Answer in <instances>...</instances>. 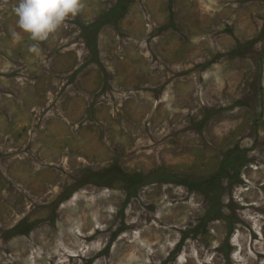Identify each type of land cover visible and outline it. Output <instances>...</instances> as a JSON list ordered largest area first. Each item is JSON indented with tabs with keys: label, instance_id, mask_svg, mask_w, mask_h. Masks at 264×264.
<instances>
[{
	"label": "rangeland",
	"instance_id": "rangeland-1",
	"mask_svg": "<svg viewBox=\"0 0 264 264\" xmlns=\"http://www.w3.org/2000/svg\"><path fill=\"white\" fill-rule=\"evenodd\" d=\"M17 3L0 264H264V0H81L43 41ZM119 171L141 174L129 197Z\"/></svg>",
	"mask_w": 264,
	"mask_h": 264
},
{
	"label": "clouds",
	"instance_id": "clouds-1",
	"mask_svg": "<svg viewBox=\"0 0 264 264\" xmlns=\"http://www.w3.org/2000/svg\"><path fill=\"white\" fill-rule=\"evenodd\" d=\"M80 8L81 0H18L13 11L17 27L30 39L43 41ZM28 50L37 51V45L30 44Z\"/></svg>",
	"mask_w": 264,
	"mask_h": 264
},
{
	"label": "trees",
	"instance_id": "trees-1",
	"mask_svg": "<svg viewBox=\"0 0 264 264\" xmlns=\"http://www.w3.org/2000/svg\"><path fill=\"white\" fill-rule=\"evenodd\" d=\"M111 176H115V175H121L123 176V183H124V186L125 188L127 189V192H128V197L132 194V191L136 190L139 185H140V180H141V174L140 173H134L133 175H130V174H126V173H123L121 171H119L117 174L115 172L113 173H109ZM216 177V175H214ZM104 178H107L108 179V176H104V175H101V174H97V175H92L89 179V183H92V184H97V185H106L105 182H104ZM217 178V177H216ZM201 185V184H200ZM192 187V186H191ZM77 189V187H76ZM75 192V191H74ZM72 192L70 191L69 194H71ZM66 198V197H64ZM63 198V200H64ZM24 225H17L15 226L12 231L13 232H25V233H29L30 231V228L26 229L27 225L25 227H23Z\"/></svg>",
	"mask_w": 264,
	"mask_h": 264
}]
</instances>
